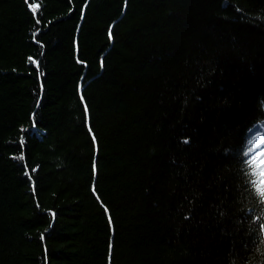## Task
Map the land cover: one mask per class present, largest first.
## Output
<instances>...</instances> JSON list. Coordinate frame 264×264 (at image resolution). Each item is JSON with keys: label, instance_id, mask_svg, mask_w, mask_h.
<instances>
[{"label": "trees", "instance_id": "16d2710c", "mask_svg": "<svg viewBox=\"0 0 264 264\" xmlns=\"http://www.w3.org/2000/svg\"><path fill=\"white\" fill-rule=\"evenodd\" d=\"M258 122L264 0H0V264H264Z\"/></svg>", "mask_w": 264, "mask_h": 264}, {"label": "snow or ice", "instance_id": "6c2138e0", "mask_svg": "<svg viewBox=\"0 0 264 264\" xmlns=\"http://www.w3.org/2000/svg\"><path fill=\"white\" fill-rule=\"evenodd\" d=\"M30 6L33 12L39 7L38 4H31ZM111 35L112 33L109 32L110 37ZM32 63L39 67L38 61L32 60ZM93 140H95V136H93ZM185 143H187V141H185ZM262 143H264V141H258L255 148L250 149L251 159L249 161V166L253 170V175L257 177V180L254 181L257 195L264 199V148H261Z\"/></svg>", "mask_w": 264, "mask_h": 264}, {"label": "rangeland", "instance_id": "374dc122", "mask_svg": "<svg viewBox=\"0 0 264 264\" xmlns=\"http://www.w3.org/2000/svg\"><path fill=\"white\" fill-rule=\"evenodd\" d=\"M263 128V127H262ZM263 131H264V129H263Z\"/></svg>", "mask_w": 264, "mask_h": 264}]
</instances>
